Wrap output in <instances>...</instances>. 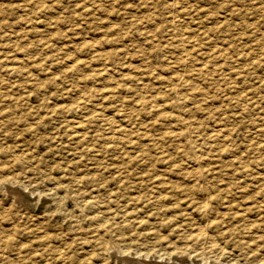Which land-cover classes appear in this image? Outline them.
I'll list each match as a JSON object with an SVG mask.
<instances>
[{"label": "rangeland", "instance_id": "374dc122", "mask_svg": "<svg viewBox=\"0 0 264 264\" xmlns=\"http://www.w3.org/2000/svg\"><path fill=\"white\" fill-rule=\"evenodd\" d=\"M0 64V264H127L125 254L135 259L128 264H203L195 257L202 244L193 247L201 230L219 241L209 264H264V0H0Z\"/></svg>", "mask_w": 264, "mask_h": 264}, {"label": "bare ground", "instance_id": "6f19581e", "mask_svg": "<svg viewBox=\"0 0 264 264\" xmlns=\"http://www.w3.org/2000/svg\"><path fill=\"white\" fill-rule=\"evenodd\" d=\"M175 1H176V0H175ZM235 1H237V0H235ZM250 3H251V2H250ZM250 3H249V4H250ZM250 5H251V4H250ZM170 6H171V5H170ZM172 6H173V4H172ZM172 6H171V7H172ZM184 6H185V5H184ZM180 7H181V6H180ZM188 7L191 8L190 6H188ZM239 7H240V6H239ZM180 9H181V8H180ZM194 9H195V8H194ZM194 9H192V10H194ZM235 10H236V8H235ZM238 10H239V9H238ZM233 11H234V9H233ZM259 11H261V10H259ZM259 11H258V12H259ZM181 14H182V13H181ZM188 14H189V13H188ZM230 14H231V13H230ZM174 17H175V16H174ZM51 24H52V23H51ZM41 44H42V42H41ZM49 44H50V43H49ZM49 44H48V45H49ZM38 45H39V44H38ZM42 45H43V44H42ZM43 47H46V46H43ZM9 55H10V54H9ZM185 55H186V54H185ZM185 55H184V56H185ZM186 56H187V55H186ZM186 56H185V58H186ZM188 58H189V57H188ZM5 59H6V58H5ZM186 60H188V59H186ZM186 60H185V61H186ZM3 61H4V59H3ZM3 61H2V62H3ZM0 65H1V64H0ZM4 65H5V64H4ZM106 67H107V66H106ZM1 68H2V67H1ZM4 68H5V67H4ZM14 68L16 69V67H13L12 70H15ZM107 68H108V67H107ZM5 69H6V68H5ZM101 69H102V68H101ZM8 70L10 71L11 69H8ZM12 70H11V72H12ZM5 71H7V70H5ZM5 71H4V72H5ZM103 71L105 72V71H107V69H106V70H103ZM103 71H101V72H103ZM13 72H15V71H13ZM13 72H12V73H13ZM18 72H19V71H18ZM107 72H109V71H107ZM107 72H106V73H107ZM7 73H8V72H7ZM16 73H17V72H16ZM16 73H15V75H16ZM22 73H23V72H22ZM106 73H105V74H106ZM101 74H103V73H101ZM13 75H14V74H13ZM99 75H100V74H99ZM0 76H1V75H0ZM1 80H2V79L0 78V81H1ZM127 80H128V79H127ZM130 80H131V79H130ZM3 82H4V81H3ZM1 84H2V82H1ZM1 84H0V85H1ZM2 86H3V85H2ZM34 86H35V84H34ZM37 88H38V87H37ZM33 89H34V88H33ZM174 91H175V90H174ZM3 92H5V91H3ZM24 92H25V91H24ZM4 94H5V93H4ZM113 94L116 95L115 93H113ZM114 95H112V97H113ZM0 96H1V94H0ZM3 96H4V95H3ZM244 96H246V95H244ZM15 97H16V96H15ZM25 97H26V96H25ZM114 97H115V96H114ZM114 97H113V98H114ZM5 98H6V97H5ZM23 99H24V98L22 97V100H23ZM134 99H135V98H134ZM245 99H246V98H245ZM0 100H1V97H0ZM19 100H20V99H19ZM83 100H84V99H83ZM88 100H89V98H88ZM1 101H2V103H3V100H1ZM9 101H10V99H9ZM90 101H91V100H90ZM134 101H135V100H134ZM134 101H133V102H134ZM12 102H14V101L12 100ZM22 102L24 103L25 101H22ZM130 102H132V101H130ZM133 102H132V104H133ZM136 102H137V101H136ZM4 103H5V102H4ZM4 103H3V104H4ZM7 103H9V102H7ZM17 103H18L17 105H19V102H17ZM76 103L78 104L79 102H76ZM128 103H129V102H128ZM20 104H21V103H20ZM83 104H84V103H83ZM99 104H100V103H99ZM134 104H135V103H134ZM21 105H22V104H21ZM42 105H43V104H42ZM42 105H41V106H42ZM80 105H81V102H80ZM84 105H85V104H84ZM89 105H90V104H89ZM44 106H48V105L45 104ZM44 106L41 108V110L44 108ZM62 106H63V105H62ZM75 106H78V105L75 104ZM94 106H95V105H94ZM3 107H4V106H3ZM51 107H54V106L51 105ZM71 107L73 108V105L69 106L68 109H70ZM90 107H91V106H90ZM33 108H34V107H33ZM45 108H46V107H45ZM47 108H48V107H47ZM58 108H59V107H58ZM66 108H67V106H66ZM66 108H64V109H65V110H68V109H66ZM72 108H71V109H72ZM74 108H75V107H74ZM84 108H85V106H84ZM94 108L96 109V107H94ZM39 109H40V108H39ZM51 109H52V108H51ZM51 109H50V110H51ZM71 109H70V111H72ZM75 109H76V108H75ZM77 109H78V110H81V109H79V108H77ZM87 109H88V108H86V110H87ZM91 109H92V107H91ZM91 109L89 108L90 111L93 110V112H95L94 109H92V110H91ZM0 110H1V108H0ZM16 110H17L16 113H18V112H19V109H16ZM20 110H21V109H20ZM34 110H35V108H34ZM36 110H37V109H36ZM65 110H63L62 113H63ZM84 110H85V109H84ZM9 111H10V110H9ZM37 111H38V110H37ZM44 111H45V110H44ZM47 111H48V110H47ZM51 111H52V110H51ZM59 111H60V110H59ZM74 111H75V110L73 109V112H74ZM81 111H82V110H81ZM5 112H6V111H5ZM7 112H8V111H7ZM31 112H32V111H31ZM31 112L29 111V113H31ZM42 112H43V111H42ZM73 112H71V113H73ZM76 112H77V111H76ZM98 112H99V111H98ZM20 113H21V112H20ZM43 113H44V112H43ZM43 113H42V114H43ZM46 113H47V112H46ZM55 113H56V111H55ZM57 113H58V112H57ZM60 113H61V111H60ZM77 113H78V112H77ZM79 113H80V112H79ZM87 113H88V112H87ZM89 113H90V112H89ZM2 114H3V112H2ZM4 114H5V113H4ZM31 114H33V112H32ZM40 114H41V113H40ZM48 114L50 115L51 112H50V113L48 112ZM64 114H65V113H64ZM69 114H70V113H69ZM73 114H74V113H73ZM90 114L93 115V113H90ZM94 114H97V115H99V116H100V115L103 116V112H101V114H100V112H99V114H98L97 112H95ZM21 115H23V114L21 113ZM21 115H20V116H21ZM35 115H36V114H35ZM49 115H47V116H49ZM82 115H83V114H82ZM85 115H86V114H85ZM92 115H90V116H92ZM97 115H96V116H97ZM2 116H3V115H1V117H2ZM79 116H80V115H79ZM87 116H88V114H87ZM112 116H113V115H112ZM4 117H5V115H4ZM6 117H8V116H6ZM6 117H5V118H6ZM21 117H24V116H21ZM36 117H39V116H38V113H37ZM71 117H72V116H71ZM75 117H76V116H75ZM100 117H101V116H100ZM106 117H107V116H105V118H106ZM5 118H3V119L5 120ZM43 118H44V117H43ZM81 118H82V117H81ZM88 118H89V116H88ZM88 118H87V119H88ZM109 118H110V117H108V118L105 119L106 122H107V120H108ZM111 118H112V117H111ZM30 119H32V118H30ZM33 119H34V115H33ZM38 119H39V118H38ZM72 119H73V117H72ZM77 119H78V118H77ZM84 119H85V118H84ZM90 119H91V118H90ZM92 119H93V116H92ZM94 119H96V118L94 117ZM94 119H93V120H94ZM101 119H103V118H101ZM101 119H100V121H101ZM4 120H3V121H4ZM25 120H26V119H25ZM34 120H35V119H34ZM70 120H71V119H70ZM78 120H79V119H78ZM81 120H82V119H81ZM81 120H80V123H81ZM93 120H92V121H93ZM97 120H98V119H97ZM97 120H96V121H97ZM105 120H104V121H105ZM112 120H113V118L111 119V122H113ZM262 120H263V119H261V121H262ZM7 121H8V120H7ZM9 121H10V120H9ZM9 121H8V122H9ZM20 121H21V120H20ZM26 121H27V120H26ZM26 121H25V122H26ZM36 121H37V120H36ZM44 121H45V120H44ZM72 121H73V120H72ZM94 121H95V120H94ZM104 121H103V122H104ZM109 121H110V120H109ZM263 121H264V120H263ZM4 122H6V121H4ZM14 122H15V121H14ZM21 122H22V121H21ZM74 122H75V120H74ZM76 122H78V121H76ZM82 122H83V121H82ZM84 122H86V121H84ZM87 122H88V121H87ZM98 122H99V121H98ZM103 122H102V123H103ZM23 123H24V122H23ZM27 123H28V122H27ZM27 123H26V124H27ZM31 123H32V122H31ZM69 123H70V122H69ZM89 123H90V122H89ZM89 123H88V124H89ZM92 123H93V122H92ZM95 123H96V122H95ZM108 123H109V122H108ZM1 124H2V123H1ZM19 124L21 125V123H19ZM28 124H30V123H28ZM42 124H43V123H42ZM81 124H82V123H81ZM86 124H87V123H86ZM103 124H104V123H103ZM106 124H107V123H106ZM115 124H116V123H115ZM115 124H114V126H116ZM7 125H8V124H7ZM32 125H33V124H32ZM44 125H45V124H44ZM73 125H74V124H73ZM110 125H111V124H110ZM117 125H119V128H120L121 125H120V124H117ZM1 126H2V125H1ZM33 126H34V125H33ZM64 126L66 127V124H65ZM71 126H72V125H71ZM105 126H106V125H105ZM261 126H262V124H261ZM24 127H25V126H24ZM60 127H61V126H60ZM81 127H82V126H81ZM88 127H89V125H88ZM117 127H118V126H117ZM70 128H71V127H70ZM76 128H77V127H76ZM78 128H79V127H78ZM82 128H83V127H82ZM106 128H107V127H106ZM121 128H122V127H121ZM67 129H68V128H67ZM85 129H87V128L85 127ZM111 129H112V127H111ZM111 129L108 131V133L111 131ZM116 129H117V128H116ZM17 130H18V128H17ZM70 130H71V129H70ZM73 130H74V127H73ZM113 130H114V129H113ZM120 130H121V129H119V131H120ZM122 130H123V129H122ZM56 131H57V130H56ZM62 131H64V130H62ZM75 131H76V130H75ZM81 131H82V130H81ZM88 131H89V130H88ZM93 131H94V130H93ZM114 131H115V130H114ZM116 131H118V130H116ZM36 132H37V131H36ZM66 132H67V131H66ZM89 132H90V131H89ZM7 133H8V132H7ZM72 133H73V132H72ZM83 133H84V132H83ZM90 133H91V132H90ZM93 133H94V132H93ZM117 133H118V132H117ZM66 134H67V133H66ZM66 134H65V136H66ZM75 134H79L78 131L75 132ZM85 134H86V133H85ZM95 134H96V133H95ZM105 134H106V132H105ZM120 134H121V133H120ZM32 135H33V134H32ZM52 135H53V134H52ZM54 135H55V134H54ZM54 135H53V136H54ZM73 135H74V134H73ZM100 135H101V134H100ZM100 135H99V137L101 138L102 135H101V136H100ZM55 136H57V135H55ZM58 136L60 137V135H58ZM87 136H88V135H87ZM92 136H93V135H92ZM108 136H110V135H108ZM111 136H113V135L111 134ZM24 137H25V136H24ZM51 137H52V136H51ZM59 137H58V138H59ZM68 137H69V136H68ZM73 137H74V136H73ZM82 137H83V136H82ZM85 137H86V136H85ZM103 137L105 138L106 136L104 135ZM103 137H102V138H103ZM117 137H118V136H117ZM117 137H116V138H117ZM1 138H2V137H1ZM7 138H10V137L8 136ZM33 138H34V136H33ZM52 138H53V137H52ZM55 138H56V137H55ZM69 138H70V137H69ZM69 138H68V139H69ZM100 138H99V139H100ZM107 138H108V137H107ZM107 138H105V139H107ZM114 138H115V136H114ZM114 138H113V139H114ZM116 138H115V139H116ZM118 138H119V137H118ZM118 138H117V141H118ZM21 139H22V138H21ZM26 139H27V138H26ZM50 139H51V138H50ZM50 139H49V140H50ZM87 139H89V138H87ZM111 139H112V137H111ZM111 139H110V140H111ZM119 139H122V138L120 137ZM12 140H13V139H12ZM30 140H31V139H30ZM49 140H48V141H49ZM83 140H84V139H83ZM94 140H95V139H94ZM101 140H103V139H101ZM108 140H109V138H108ZM17 141H18V140H17ZM23 141H24V140H23ZM65 141H66V140H65ZM68 141H69V140H68ZM77 141H78V140H77ZM77 141H76V143L80 142V141H78V142H77ZM111 141L113 142V140H111ZM111 141H109V142H111ZM119 141H120V140H119ZM13 142H14V141H13ZM21 142H22V141H21ZM84 142H86V141H84ZM96 142H97V141H96ZM96 142H95V143H96ZM104 142H105V141H104ZM7 143H8V142H7ZM14 143H15V142H14ZM16 143H17V142H16ZM69 143H72V141H71V142L69 141ZM86 143H87V142H86ZM90 143H91V142H90ZM92 143H93V142H92ZM92 143H91V144H92ZM100 143H101V142H100ZM100 143H99V144H100ZM102 143H103V142H102ZM105 143H106V142H105ZM118 143H119V142H118ZM49 144H50V143H49ZM66 144H67V143H66ZM78 144H79V143H78ZM78 144H77V145H78ZM82 144H83V142H82ZM93 144H94V143H93ZM96 144H97V143H96ZM109 144H110V143H109ZM116 144H117V143H116ZM74 145H75V144H74ZM77 145H76V146H77ZM102 145H105V144L103 143ZM107 145H108V142H107ZM61 146H62V145H61ZM79 146H80V145H79ZM82 146H83V145H82ZM84 146H85V144H84ZM84 146H83V148L86 147V146H85V147H84ZM88 146H89V147H88ZM88 146H87L86 148H91V150H92V146H93V149L95 148L94 145H92V146L90 147V144H89V143H88ZM20 147H21V146H20ZM22 147H24V145H23ZM66 147H69V146L66 145ZM71 147H72V146L70 145L69 149H70ZM77 147H78V146H77ZM80 147H81V146H80ZM8 148H10V147H8ZM29 148H30V146H29ZM72 148H73V147H72ZM86 148H85V149H86ZM141 148H142V147H141ZM141 148H140V150H141ZM11 149H12V148H11ZM11 149H10V150H11ZM20 149H21V148H20ZM25 149H26V148H25ZM30 149H31V148H30ZM69 149H68V150H69ZM73 149H74V148H73ZM85 149H84V150H85ZM99 149H101V148L99 147ZM102 149H103V148H102ZM104 149H106V146L104 147ZM17 150H18V148L16 149V151H17ZM21 150H22V149H21ZM74 150H75V149H74ZM79 150H80V149H79ZM86 150H87V149H86ZM95 150H96V149H95ZM109 150H110V149H109ZM143 150H144V149H143ZM2 151H3V148H2ZM8 151H9V150H8ZM22 151H23V150H22ZM93 151H94V150H93ZM96 151H97V150H96ZM104 151H106V150H104ZM144 151H145V150H144ZM192 151H193V150H192ZM19 152H20V151H19ZM23 152H24V151H23ZM73 152H76V150L73 151ZM73 152H72V153H73ZM108 152H109V151H108ZM3 153H4V152H3ZM33 153H34V151H33ZM83 153H85V151H84ZM86 153H87V152H86ZM98 153H99V152H98ZM77 154H78V150H77ZM93 154H95V153H93ZM140 154H141V152H140ZM191 154H192V152H191ZM4 155H5V153H4ZM22 155H23V154H22ZM82 155H83V154H82ZM96 155H98V154H96ZM142 155H144V153H142ZM188 155L190 156V154H188ZM194 155H196V154H194ZM12 156H13V155H12ZM139 156H140V155H139ZM144 156H145V155H144ZM148 156H149V155H148ZM189 156H188V159H189ZM192 156H193V154H192ZM13 157L15 158V156H13ZM16 157H18V156H16ZM27 157H28V156H27ZM79 157H80V156H79ZM146 157H147V156H146ZM150 157H151V156H150ZM186 157H187V156H186ZM186 157H185V158H186ZM1 158H2V157H1ZM3 158H4V157H3ZM135 158H137V157H135ZM141 158H142V156H141ZM156 158H157V157H156ZM185 158H184V159H185ZM242 158H243V157H242ZM33 159H34V158H33ZM36 159H37V158H36ZM80 159H81V158H80ZM96 159H98V157H96ZM142 159H143V158H142ZM142 159H141V160H142ZM148 159H149V158H148ZM151 159H152V158H151ZM159 159H160V158H159ZM182 159H183V158H182ZM233 159H234V158H233ZM25 160H27V159H25ZM34 160H35V159H34ZM134 160H135V159H134ZM137 160H139V159H137ZM143 160H146V159H143ZM143 160H142V161H143ZM155 160H156V159H155ZM155 160H154V162H155ZM195 160H196V159H195ZM200 160H201V157H200ZM203 160H204V159H203ZM203 160H202V162H203ZM242 160H243V159H242ZM261 160H262V159H261ZM31 161H32V160H31ZM40 161H41V160H40ZM73 161H74V160H73ZM130 161H131V158H130ZM170 161H171V160H170ZM172 161H173V160H172ZM180 161H181V160H180ZM190 161H192V158H191ZM206 161H207V159H206ZM236 161H238V160L236 159ZM236 161H235V162H236ZM41 162H42V161H41ZM69 162H70V161H69ZM71 162H72V160H71ZM78 162H81V161H78ZM94 162L96 163L97 160L94 161ZM135 162H136V161H135ZM152 162H153V161H152ZM175 162H176V161H175ZM181 162H183V160H182ZM198 162H201V161H198ZM207 162H208V161H207ZM227 162H228V161H227ZM64 163H65V162H64ZM64 163H63V164H64ZM86 163H87V162H86ZM89 163H91V162H89ZM95 163H94V164H95ZM129 163H130V162H129ZM148 163L150 164V161H149ZM148 163H147V164H148ZM164 163H165V162H164ZM168 163H169V161H168ZM170 163H172V162H170ZM178 163H179V162H178ZM178 163H177V164H178ZM189 163H190V162H189ZM196 163H197V161H196ZM72 164H73V163H72ZM74 164H76V163L74 162ZM94 164H93V165H94ZM96 164H97V163H96ZM139 164H140V163H139ZM141 164H144V163L142 162ZM173 164H175V163H173ZM183 164H185V163H183ZM190 164H191V163H190ZM190 164H188V166H189ZM199 164H201V163H199ZM207 164H208V163H207ZM213 164H214V163H213ZM234 164H235V163H234ZM236 164H237V163H236ZM241 164H242V163H241ZM91 165H92V164H91ZM91 165H90V166H91ZM162 165H163V164H162ZM162 165H161V166H162ZM164 165H165V164H164ZM194 165H195V164H194ZM196 165H197V164H196ZM203 165H204V162H203ZM203 165H202V166H203ZM227 165H228V164H227ZM227 165H226V166H227ZM238 165H239V164H238ZM79 166H80V165H79ZM94 166H96V165H94ZM114 166H115V165H114ZM114 166L112 165L113 168H115ZM124 166H125V165H124ZM135 166H136V165H135ZM135 166H134V167H135ZM137 166H138V165H137ZM140 166H142V165H140ZM146 166H147V165H146ZM161 166H160V167H161ZM171 166H172V165H171ZM184 166H185V165H184ZM197 166H198V165H197ZM200 166H201V165H200ZM200 166H199L198 169L201 170V167H200ZM232 166H233V165H232ZM73 167H75V166H73ZM92 167H93V166H92ZM96 167H97V166H96ZM130 167H131V166H130ZM165 167H166V165H165ZM177 167H178V166H177ZM240 167H243V166H240ZM240 167H239V168H240ZM245 167H246V165H245ZM251 167H252V166H251ZM55 168H56V167H55ZM55 168H53V169H55ZM58 168H59V165H58ZM66 168H67V167H66ZM82 168H83V167H82ZM98 168H99V167H98ZM102 168H103V167H102ZM108 168H109V166H108ZM147 168H149V167H147ZM185 168H186V167H185ZM191 168H192V166H191ZM191 168H190V169H191ZM195 168H196V167H195ZM195 168H194V169H195ZM218 168H219V167H218ZM239 168H238V169H239ZM243 168H244V167H243ZM46 169H48V168L46 167ZM46 169H45V171H46ZM74 169H75V168H74ZM88 169H92V168L88 167ZM93 169H94V168H93ZM96 169H97V168H96ZM164 169H165V168H164ZM175 169H176V167H175ZM177 169L180 170L181 168H177ZM187 169H189V168L187 167ZM202 169H203V168H202ZM232 169L234 170V167H233ZM97 170H99V169H97ZM170 170H171V169H170ZM173 170H174V169H173ZM211 170H212V169H211ZM248 170H249V169H248ZM64 171H65V170H64ZM66 171H67V170H66ZM117 171H119V170L117 169ZM120 171L122 172L123 170H120ZM126 171H127V170H126ZM132 171H133V170H132ZM134 171H135V170H134ZM134 171H133V173H134ZM136 171H137V172H140L139 169L136 170ZM136 171H135V173H136ZM150 171H152V170H150ZM150 171H149V172H150ZM161 171H163V170H161ZM165 171H168V170H165ZM189 171H190V170H189ZM229 171H231V170H229ZM251 171H252V168H251ZM262 171H263V170H262ZM81 172H82V171H81ZM81 172H80V173H81ZM169 172H170V171H169ZM171 172H173V171H171ZM177 172H178V171H177ZM177 172H176V173H177ZM187 172H188V171H187ZM231 172H233V171H231ZM231 172H229V174H230ZM235 172H236V171H235ZM245 172H247V171L245 170ZM61 173H62V172H61ZM70 173H71V171H70ZM130 173H131V171H130ZM135 173H134L132 176H135ZM164 173H165V172H164ZM176 173L174 172L173 176H174ZM178 173H179V172H178ZM181 173H182V172H181ZM184 173L186 174V172H184ZM194 173H195V172H194ZM197 173H199V172H197ZM200 173H201V171H200ZM225 173H226V172H225ZM243 173H244V172H243ZM74 174H75V173H74ZM101 174H102V173H101ZM116 174H117V173H116ZM126 174H127V173H126ZM126 174H124V175H126ZM139 174H140V173H139ZM158 174H160V173H158ZM165 174H166V173H165ZM165 174H164V175H165ZM171 174H172V173H171ZM204 174H205V173H204ZM214 174H215V173H214ZM214 174H213V175H214ZM71 175H72V174H71ZM76 175H77V174H76ZM84 175H85V174H84ZM94 175H95V174H94ZM130 175H131V174H130ZM143 175H144V173H143ZM149 175H152V174L150 173ZM155 175H156V174H155ZM166 175H168V174H166ZM178 175H181V174H178ZM178 175H176V176L178 177ZM196 175H197V174H196ZM198 175H199V174H198ZM201 175H202V174H201ZM252 175H253V174H252ZM66 176H67V175H66ZM69 176H70V175H69ZM85 176H86V175H85ZM87 176H88V175H87ZM96 176H97V175H95V177H96ZM101 176H102V175H101ZM117 176H119V175H117ZM132 176H131V177H132ZM156 176H157V175H156ZM162 176H163V175H162ZM173 176H172V177H173ZM181 176H184V177H185V175H181ZM187 176H188V175H187ZM187 176H186V177H187ZM189 176H190V175H189ZM193 176H194V175H193ZM193 176H192V177H193ZM242 176H243V175H242ZM39 177H40V176H39ZM62 177H63V174H62ZM75 177H76V176H75ZM77 177H79V176H77ZM77 177H76V178H77ZM82 177H83V176H82ZM92 177H93V176H92ZM122 177H123V176H122ZM125 177H126V176H125ZM125 177H124V178H125ZM136 177H137V174H136ZM142 177H144V176H142ZM174 177H175V176H174ZM177 177H176V178H177ZM190 177H191V176H190ZM190 177H188V178H190ZM197 177H201V178H202V176H197ZM245 177H246V176H245ZM247 177H249V175H248ZM247 177H246V178H247ZM88 178H89V176L87 177V179H88ZM116 178H117V177H116ZM159 178H160V176H158V179L156 178L157 180H155V181H158ZM163 178H164V177H163ZM204 178H205V177H204ZM219 178H220V177H219ZM242 178H243V177H242ZM61 179H62V178H61ZM78 179H80V178H78ZM90 179H91V178H90ZM118 179H119V178H118ZM118 179H117V181H118ZM133 179H135V178H133ZM149 179H150V178H149ZM152 179H154L153 176H152ZM181 179H182V178H181ZM181 179H180V180H181ZM190 179H191V178H190ZM190 179H189V180H190ZM199 179H200V178H199ZM225 179H226V178H225ZM71 180H72V179H71ZM84 180H85V179H84ZM94 180H95V178H94ZM113 180H114V179H113ZM130 180H131V179H130ZM136 180H137V179H136ZM161 180H162V178H161ZM161 180H160V181H161ZM163 180H164V179H163ZM165 180H166V183H168L169 180L166 179V177H165ZM167 180H168V181H167ZM170 180H172V178H170ZM174 180H176V179H173V181H174ZM187 180H188V179H187ZM189 180H188V181H189ZM192 180H194V179H192ZM200 180H201V179H200ZM202 180H204V179H202ZM41 181H42V180H41ZM74 181H76V180H74ZM90 181H91V180H90ZM121 181H122V180H120L119 182H121ZM131 181H132V180H131ZM134 181H135V180H134ZM142 181H143V180H142ZM144 181H148V180H144ZM195 181H196V179H195ZM195 181H194V183H195ZM204 181H205V180H204ZM213 181H214V180H213ZM253 181H254V180H253ZM77 182H78V181H77ZM85 182H86L87 185H89V184L87 183L86 180H85ZM139 182H141V181H139ZM139 182L137 181V183H139ZM164 182H165V181H163V183H164ZM170 182H171V181H170ZM174 182H175V181H174ZM177 182H178V181L176 180V183H177ZM182 182H184V180H183ZM190 182H191V180H190ZM199 182H200V181H199ZM201 182H202V181H201ZM201 182H200V184H202ZM214 182H215V181H214ZM237 182H238V181H237ZM247 182H248V181H247ZM44 183H45V182H44ZM47 183H48V181H47ZM73 183H74V182H73ZM80 183H81V182H80ZM89 183H90V182H89ZM92 183H93V182H92ZM92 183H91V184H92ZM132 183H133V181H132ZM143 183H144V182H143ZM150 183H151V184H150ZM150 183H149L150 186H152V182H150ZM158 183H159V181L157 182V184H158ZM166 183H165V184H166ZM192 183H193V181H192ZM261 183H262V182H261ZM261 183L259 182L260 185H261ZM50 184H51V183H50ZM53 184H54V183H53ZM53 184H51V185H53ZM70 184H71V183H70ZM75 184H76V183H75ZM81 184H82V183H81ZM81 184H80V185H81ZM98 184H99V183H98ZM141 184H142V182L140 183V186H141ZM145 184H146V185H145ZM145 184H144L145 187L149 186L146 182H145ZM157 184H155V187H156ZM160 184H162V182H161ZM171 184L173 185L174 183L171 182ZM182 184H183V183H181V185L179 184V186L181 187ZM184 184H185V183H184ZM243 184H244V183H243ZM251 184H252V183H251ZM255 184H256V183H255ZM46 185H47V184H46ZM51 185H50V186H51ZM57 185H58V184H57ZM60 185H61V184H60ZM99 185H100V184H99ZM117 185H118V183H117ZM122 185H123V184H122ZM131 185H133V184H131ZM169 185H170V183H169ZM224 185H225V183H224ZM238 185H239V184H238ZM260 185H259V186H260ZM81 186H82V185H81ZM83 186H84V185H83ZM95 186H97V184H96ZM113 186H114V185H113ZM119 186H120V185H119ZM163 186H164V185H163ZM173 186H174V185H173ZM176 186H177V188H178V184H177ZM193 186H194V185H193ZM197 186H198V185H197ZM202 186H203V185H202ZM239 186H240V185H239ZM245 186H246V185H245ZM7 187H8V186H7ZM11 187H12V186H11ZM46 187H48V186H46ZM74 187H75V186H74ZM86 187H87V186H86ZM123 187H125V186H123ZM123 187L120 188V189H123ZM133 187H134V185H133ZM157 187H159V186L157 185ZM165 187H166V186H165ZM165 187H163V189H164ZM168 187H171V186H168ZM199 187H200V186H199ZM236 187H237V186H236ZM253 187H254V186L252 185V188H253ZM256 187H258V185H257ZM261 187H262V186H261ZM43 188H44V187H43ZM65 188H66V187H65ZM89 188H90V187H89ZM91 188H92V187H91ZM91 188H90V189H91ZM96 188H97V187H96ZM96 188H95V189H96ZM113 188H114V187H113ZM135 188H137V187H135ZM135 188H134V189H135ZM148 188H149V187H148ZM190 188H191V187H190ZM232 188H234V187H232ZM239 188H240V187H239ZM63 189H64V188H63ZM71 189H72V188H71ZM114 189H115V188H114ZM130 189H131V188H130ZM140 189H141V188H140ZM142 189H145V188L142 187ZM150 189H151V188H150ZM166 189H167V188H166ZM168 189H169V188H168ZM172 189H174V188H172ZM172 189H171V191H172ZM203 189H204V188H203ZM215 189H216V188H215ZM248 189H251V187H248ZM13 190H14V189H13ZM64 190H65V189H64ZM92 190H93V189H92ZM115 190H117V189H115ZM132 190H133V189H132ZM135 190H137V189H135ZM146 190H147V188H146ZM155 190H156V188H155ZM161 190H162V188H161ZM196 190H197V189H196ZM246 190H247V189H246ZM6 191H7V190H6ZM70 191H71V190H70ZM76 191H77V190H76ZM142 191H143V190H142ZM153 191H154V189H153ZM159 191H160V190H159ZM234 191H235V189H234ZM236 191H237V188H236ZM43 192H44V191H43ZM57 192H58V191H57ZM62 192H63V191H62ZM67 192L69 193V191H67ZM92 192H93V191H92ZM92 192H91L90 195H93ZM108 192H109V191H108ZM108 192H107V193H108ZM132 192H134V191H132ZM132 192H131V193H132ZM148 192H149V191H148ZM166 192H169V191H166ZM177 192H178V191H177ZM181 192H182V191H181ZM191 192H192V191H191ZM230 192H231V190H230ZM247 192H248V191H247ZM249 192H252V190H250ZM51 193H52V192H51ZM63 193H64V192H63ZM70 193H71V192H70ZM80 193H81V192H80ZM119 193H120V192H119ZM127 193H128V192H127ZM136 193H137V195H138L139 191H138V192L136 191ZM144 193H146V192H144ZM157 193H159V192H157ZM175 193H176V192H175ZM178 193H180V191H179ZM187 193H188V190H187ZM187 193H186V194H187ZM189 193H190V191H189ZM189 193H188V194H189ZM201 193H203V192H201ZM227 193H228V192H227ZM244 193H245V192H244ZM244 193L242 192V194H244ZM260 193H261V192H260ZM48 194H49V193H48ZM56 194H57V193H56ZM102 194H103V193H102ZM113 194H114V193H113ZM113 194H112V195H113ZM139 194H140V193H139ZM159 194L162 195V193H159ZM170 194H171V193H170ZM170 194H169V195H166V193H165L166 196H169V197L171 198V195H170ZM230 194H233V193L231 192ZM262 194H263V193H262ZM45 195H46V194H45ZM45 195H44V196H45ZM54 195H55V194H54ZM69 195H70V194H69ZM75 195H76V194H75ZM78 195H79V194H78ZM90 195L88 194V196H90ZM105 195H106V193L104 194V197H105ZM110 195H111V194H110ZM115 195H116V194H115ZM128 195H129V193H128ZM133 195H134V194H133ZM135 195H136V194H135ZM141 195H142V194H141ZM141 195H140V196H141ZM144 195H145V194H144ZM146 195H147V194H146ZM148 195L150 196V194H148ZM161 195H159V197H160ZM165 195L162 196V197L166 198ZM172 195H173V194H172ZM177 195H179V194H177ZM180 195H181V194H180ZM190 195H191V193H190ZM197 195H198V194H197ZM204 195H205V194H204ZM206 195H207V194H206ZM223 195H224V194H223ZM258 195H259V194H258ZM59 196H60V195H59ZM65 196H66V195H65ZM98 196H99V195H98ZM98 196H97V197H98ZM113 196H114V195H113ZM122 196H123V195H122ZM131 196H132V195H131ZM152 196H153V194H152ZM157 196H158V195H157ZM157 196H156V198H157ZM225 196H227V195H225ZM259 196H260V195H259ZM60 197H61V196H60ZM67 197H68V196H67ZM80 197H83V195H81ZM85 197H86V196H85ZM93 197H95V196H93ZM133 197H135V196H132V198H133ZM144 197H145V196H144ZM146 197L148 198V199L146 198L147 201H150V200H149L150 198H149L148 196H146ZM172 197H173V196H172ZM175 197H176V196H175ZM195 197H197V196H195ZM231 197H232V196H231ZM72 198H74V196H73ZM83 198H84V197H83ZM87 198H88V197H87ZM90 198H91V197H90ZM95 198H96V197H95ZM126 198H127V197H126ZM129 198H130V196H129ZM129 198H128V199H129ZM137 198H138V197H137ZM137 198H136V200H137ZM164 198H163V199H164ZM213 198H215V200H216V197H213ZM213 198H212V199H213ZM261 198H262V197H261ZM58 199H60V198L58 197L57 200H58ZM75 199H76V197H75ZM80 199H81V198H80ZM91 199H93V198H91ZM99 199H101V198H99ZM107 199H108V197H107V198L105 197L104 202H105ZM115 199H116V198H115ZM120 199H121V197H120ZM139 199H140V201H141L142 198L139 197ZM157 199H158V198H157ZM172 199H173V198H172ZM180 199H182V198H180ZM204 199H205V198L203 197V200H204ZM256 199H257V198H256ZM66 200H67V199H66ZM78 200H79V199H78ZM84 200H85V199H84ZM111 200H112V198H111ZM118 200H119V199H118ZM118 200H117V201H118ZM126 200H127V199H126ZM131 200H132V199H131ZM133 200H134V199H133ZM144 200H145V199H144ZM206 200H207V198H206ZM215 200H214V201H215ZM224 200H226V198H224ZM262 200H263V198H262ZM73 201H74V200H73ZM79 201H83V199H82V200H79ZM92 201H93V200H92ZM101 201H102V199H101ZM119 201H120V200H119ZM123 201H125V200H123ZM123 201H122V202H123ZM128 201H129V200H128ZM147 201H146V202H147ZM153 201H155V197H154V200H153ZM156 201H157V200H156ZM160 201H161V200H160ZM171 201H174V199L171 200ZM195 201H196V199H195ZM199 201H200V200H199ZM216 201H217V200H216ZM51 202H52V201H51ZM65 202H66V201H65ZM75 202H76V201H75ZM75 202H74V203H75ZM83 202H84V201H83ZM97 202H98V201H97ZM97 202H96V205H99L100 203H97ZM102 202H103V201H102ZM126 202H127V201H126ZM144 202H145V201H144ZM151 202H152V200H151ZM157 202H158V201H157ZM157 202H156V203H157ZM165 202H166V201H165ZM165 202H164V204H165ZM182 202H184V201H182ZM188 202H189V201H188ZM226 202H227V200H226ZM86 203H87V202H86ZM86 203H85V204H86ZM106 203H107V202H106ZM112 203L115 204L114 200L112 201ZM116 203H117V202H116ZM128 203H129V202H128ZM136 203H137V202H136ZM141 203H142V202H141ZM153 203H154V202H153ZM180 203H181V202H180ZM202 203H203V201H202ZM212 203H213V202H212ZM214 203H215V202H214ZM214 203H213V205H214ZM259 203H260V202H259ZM77 204H78V202H77ZM79 204H81V203L79 202ZM83 204H84V203H83ZM88 204H89V203H88ZM93 204H94V203H93ZM121 204H122V203H121ZM138 204H139V202H138ZM147 204H150V205H151V203H147ZM158 204H159V202H158ZM168 204H170V203H168ZM182 204H183V203H182ZM186 204H187V203H186ZM194 204H195V203H194ZM199 204H201V203H199ZM228 204H229V203H228ZM252 204H253V203H252ZM63 205H64V204H63ZM73 205H74V204H73ZM90 205L92 206V204H90ZM94 205H95V204H94ZM101 205H102V204H101ZM105 205H106V204H105ZM110 205H112V204H110ZM118 205H120V204H118ZM123 205H125V204H123ZM130 205H131V204H130ZM132 205H133V204H132ZM150 205H149V206H150ZM153 205H154V204H153ZM153 205H151V206L154 207ZM178 205H179V203H178ZM180 205H181V204H180ZM216 205H217V204H216ZM219 205H220V204H219ZM263 205H264V204H263ZM81 206H82V205H81ZM102 206H103V205H102ZM107 206H109V205L107 204ZM145 206H146V204H145ZM147 206H148V205H147ZM147 206H146V207H147ZM228 206H229V205H228ZM236 206H237V205H236ZM245 206H246V205H245ZM247 206H248V205H247ZM60 207H61V206H60ZM99 207H100V206H99ZM112 207H113V206H112ZM114 207H115V206H114ZM119 207H120V206H119ZM121 207H122V205H121ZM140 207H141V206H140ZM156 207H157V206H156ZM158 207H159V206H158ZM168 207H169V206H168ZM177 207L179 208V206H177ZM180 207H181V206H180ZM209 207H210V206H209ZM216 207H217V206H216ZM220 207H222V206L220 205ZM233 207H234V206H233ZM254 207H255V206H254ZM261 207H262V206H261ZM87 208H88V207H87ZM103 208H105V207L103 206ZM109 208L111 209V207H109ZM123 208H124V206H123ZM126 208H127V207H126ZM136 208H137V207H136ZM147 208H148V207H147ZM170 208H171V206L169 207V209H170ZM178 208H176V209H178ZM187 208H188V207H187ZM192 208H193V207H192ZM192 208H191V209H192ZM201 208H202V210H204V212H205V210H206V208H207V206H206V201H204V204L201 205ZM228 208H229V207H228ZM248 208H249V207H248ZM263 208H264V206H263ZM263 208H262V210H263ZM83 209H84V208H83ZM93 209H95V207H94ZM100 209H101V208H100ZM127 209H128V208H127ZM173 209H174V208H173ZM211 209H212V207H211ZM221 209H222V208H221ZM249 209H252V208H249ZM65 210H66V209H65ZM79 210L81 211L80 208H79ZM79 210H78V211H79ZM87 210H88V209H86V211H87ZM106 210H107V209H106ZM111 210H112V209H111ZM123 210H124V209H123ZM131 210H132V208H131ZM143 210H144V209H143ZM147 210H149V209H147ZM155 210H156V209H155ZM167 210H168V208H167ZM183 210H184V209H183ZM186 210H187V209H186ZM218 210H219V209H218ZM240 210H241V209H240ZM262 210H260V211H262ZM89 211H90V210H89ZM96 211H97V210H96ZM125 211H126V210H125ZM128 211H129V210H128ZM145 211H146V210H145ZM157 211H158V210H157ZM163 211H164V210H162V212H163ZM170 211H172V209H171ZM181 211H182V210H181ZM210 211H211V210H210ZM213 211H215V210H213ZM228 211H229V210H228ZM228 211H227L226 213H228ZM233 211H235V210H233ZM251 211H253V210H251ZM251 211H250V212H247V213H250V214H251ZM92 212H93V211H92ZM116 212H118V211H116ZM120 212H121V211H120ZM126 212H127V211H126ZM143 212H144V211H143ZM154 212H155V211H154ZM154 212H153V213H154ZM167 212H169V211H167ZM177 212H178V211H177ZM201 212H202V211H200V213H201ZM216 212H217V211H216ZM222 212H223V211H222ZM256 212H257V211H256ZM262 212H263V211H262ZM59 213H60V212H59ZM80 213H81V212H80ZM90 213H91V212H90ZM100 213H101V212H100ZM109 213H110V212H109ZM118 213H119V212H118ZM121 213H122V212H121ZM121 213H120V214H121ZM124 213H125V212H124ZM165 213H166V212H165ZM213 213H215V212H213ZM218 213H219V212H218ZM252 213H253V212H252ZM68 214H69V213H68ZM68 214H67V215H68ZM74 214H75V213H74ZM92 214H94V213H92ZM113 214H114V213H113ZM116 214H117V213H116ZM131 214H132V213H131ZM142 214H143V213H142ZM145 214H146V213H145ZM220 214H222V213H220ZM220 214H218V216H219ZM254 214H255V213H254ZM258 214H259V213H258ZM261 214H262V213H260V215H261ZM90 215H91V214H90ZM95 215H96V217H99V216H100V215L97 216V214H95ZM109 215H110V214H109ZM111 215H112V214H111ZM121 215H122V214H121ZM129 215H130V214H128L127 216H129ZM136 215H137V214H136ZM136 215H135V216H136ZM200 215H201V214H200ZM200 215H199V216H200ZM213 215H214V214H213ZM227 215H229V214H227ZM227 215H226V216H227ZM83 216H84V215H83ZM135 216H134V217H135ZM142 216H143V215H142ZM151 216H153V215H151ZM182 216H183V215H182ZM182 216H181V217H182ZM184 216H185V215H184ZM184 216H183V217H184ZM201 216H203V215H201ZM208 216H210V214H209ZM218 216H217V217H218ZM244 216H245V215H244ZM255 216H256V218L259 217V215H258V217H257V215H255ZM53 217H54V215H53ZM121 217H122V216H121ZM129 217H131V216H129ZM129 217H128V218H129ZM136 217H137V216H136ZM139 217H140V216H139ZM143 217H144V216H143ZM154 217H155V215H154ZM154 217H151V218H154ZM211 217H212V216H211ZM229 217H230V216H229ZM235 217H236V216H235ZM262 217H263V215H262ZM80 218H81V217H80ZM80 218H79V219H80ZM91 218H92L91 221L94 220V219H93L94 217H91ZM104 218H105V217H104ZM118 218H119V217H118ZM128 218H127V219H128ZM137 218H138V217H137ZM144 218H145V217H144ZM189 218H190V217H189ZM205 218H206V217H205ZM226 218H227V217H226ZM231 218H232V217H231ZM247 218H248V217H247ZM252 218H253V217H252ZM97 219H98V218H97ZM113 219H114V218H113ZM116 219H117V218H116ZM147 219H148V218H147ZM170 219H171V218H170ZM170 219H169V220H170ZM218 219H220V218H218ZM239 219H240V218H239ZM258 219H259V218H258ZM258 219H257V220H258ZM260 219H261V217H260ZM80 220H81V219H80ZM99 220H100V219H99ZM122 220H123V219H122ZM131 220L133 221L132 217H131ZM139 220H140V219H139ZM150 220H152V219H150ZM171 220L173 221V218H172ZM190 220H191V218H190ZM194 220H195V219H194ZM206 220H207V218H206ZM210 220H212V219H210ZM210 220H209V221H210ZM215 220H216V219H215ZM227 220H228V219H227ZM230 220H231V219H230ZM76 221H77V220H76ZM96 221H97V220H96ZM96 221H95V223H96ZM118 221H119V220H118ZM120 221H121V220H120ZM126 221H127V220H126ZM126 221H125V222H126ZM154 221H156V220H154ZM187 221H188V220H187ZM192 221H193V220H192ZM224 221H225V220H224ZM235 221H236V220H235ZM252 221H253V220H252ZM252 221H250V222H252ZM78 222H79V221H78ZM78 222H77V223H78ZM99 222H100V221H99ZM99 222H98V224H99ZM140 222H141V221H140ZM148 222H149V221H148ZM152 222H153V221H152ZM163 222H164V221H163ZM188 222H189V221H188ZM194 222H195V221H194ZM220 222H222V221L220 220ZM231 222H233V220H232ZM237 222H238V221H237ZM248 222H249V221H248ZM39 223H40V222H39ZM75 223H76V222H75ZM90 223H91V222H90ZM132 223H133V222H132ZM137 223H138V222H137ZM142 223H143V222H142ZM161 223H162V221H161ZM184 223H185V222H184ZM198 223H199V222H198ZM205 223H206V222H205ZM205 223H204V224H205ZM226 223H227V221L225 222V224H226ZM0 224H1V223H0ZM72 224L74 225V223H72ZM91 224H92V223H91ZM93 224H94V223H93ZM98 224H96V225H98ZM100 224H101V223H100ZM117 224H118V223H117ZM121 224H122V221H121ZM128 224H129V223H128ZM172 224H174V223H172ZM186 224H187V222H186ZM207 224H208V223H207ZM213 224H214V223H213ZM234 224H235V223H234ZM101 225H102V224H101ZM101 225H100V226H101ZM105 225H106V224H105ZM125 225H126V224H125ZM132 225H133V224H132ZM138 225L140 226L141 224H138ZM177 225H178V224H177ZM182 225H183V224H182ZM188 225H189V224H188ZM194 225H197V224H194ZM201 225H202V224H201ZM215 225H216V224H214V226H215ZM217 225H218V224H217ZM230 225H231V224H230ZM237 225H238V224H237ZM263 225H264V224H263ZM0 226H1V225H0ZM79 226H80V225H79ZM79 226H78V227H79ZM81 226H82V225H81ZM133 226H134V225H133ZM145 226H146V225H145ZM148 226H149V225H148ZM155 226H157V225H155ZM162 226H163V225H162ZM223 226H224V225H223ZM226 226H227V225H226ZM33 227H34V225H33ZM82 227H83V226H82ZM101 227H102V226H101ZM107 227H108V226H107ZM125 227H126V226H125ZM134 227H135V226H134ZM180 227H182V226H180ZM186 227H189V226L186 225ZM217 227L219 228V226H217ZM239 227H240V225H239ZM103 228H104V227H103ZM127 228H128V227H127ZM132 228H133V227H132ZM157 228H158V227H157ZM161 228H162V227H161ZM192 228H193V227H192ZM199 228H200V227L198 226V229H199ZM223 228H224V227H223ZM225 228H226V227H225ZM0 229H2V228L0 227ZM29 229H30V228H29ZM43 229L45 230V228H43ZM72 229H74V227H73ZM77 229H78V228H77ZM79 229H80V227H79ZM82 229H83V228H82ZM116 229L119 230V228H116ZM154 229H155V228H154ZM175 229H176L175 231H177V226L175 227ZM179 229H180V228H179ZM181 229H182V228H181ZM194 229H195V228H194ZM194 229H193V231H194ZM203 229H204V228H203ZM207 229H208V228H207ZM211 229H212V228H211ZM247 229H248V228H246V231H247ZM92 230H93V229H92ZM101 230H102V229H101ZM113 230H114V229H113ZM118 230H117V231H118ZM199 230H200V229H199ZM208 230H209V229H208ZM213 230H215V229H213ZM236 230H237V228H236ZM236 230H235V228H234V231H236ZM250 230H251V229H250ZM254 230H255V229H254ZM1 231H3V230H1ZM45 231H46V230H45ZM47 231H48V230H47ZM95 231H96V230H95ZM95 231H93V232H95ZM102 231H104V230H102ZM102 231H101V232H102ZM114 231H115V230H114ZM179 231H180V230H179ZM186 231H187V230H186ZM186 231H184L185 234L188 233V232H186ZM195 231H196V230H195ZM204 231H205V230H204ZM210 231H211V230H210ZM221 231H222V227H221ZM230 231H231V230H230ZM259 231H260V230H259ZM4 232H5V231H4ZM43 232H44V231H43ZM91 232H92V231H91ZM99 232H100V231H99ZM104 232H105V231H104ZM182 232H183V230H182ZM191 232H192V231H191ZM215 232H216V231H215ZM217 232H218V231H217ZM217 232H216V233H217ZM249 232H250V231H249ZM249 232H247V233L249 234ZM252 232H256V231H253V230H252ZM0 233H1V232H0ZM36 233H38V232H36ZM44 233H45V232H44ZM47 233H48V232H47ZM95 233H97V232H95ZM106 233H107V232H106ZM192 233H193V232H192ZM234 233H235V232H234ZM242 233H244V232H242ZM245 233H246V232H245ZM245 233H244V235H245ZM247 233H246V234H247ZM258 233H260V232H258ZM31 234H32V233H31ZM42 234H43V233H42ZM49 234H50V233H49ZM101 234H102V233H101ZM181 234H182V233H181ZM194 234H195V233H194ZM208 234H209V233H208ZM211 234H212V233H211ZM217 234H218V233H217ZM229 234H230V233H229ZM236 234H238V233L236 232ZM251 234H252V233H251ZM253 234H254V233H253ZM260 234H261V233H260ZM36 235H37V234H36ZM43 235H44V234H43ZM75 235H76V234H75ZM75 235H73V237H74ZM88 235H89V234H88ZM152 235H155V234H152ZM188 235H189V234H188ZM215 235H216V234H215ZM233 235H234V234H233ZM249 235H250V234H249ZM60 236H61V235H60ZM66 236H68V235L66 234ZM99 236H100V235H99ZM157 236H159V235H157ZM178 236H179V235H178ZM192 236H193V234H192ZM194 236H195V238L193 239V240H194V242H193V243H194L193 247L196 248L197 245H199V244H202V246H203V247L201 248L200 252H197V254L195 255V257L198 258V257L201 256V257H203V259H204V263H203V264H209V262H208V255H209V257H210L211 254L214 253V251L218 252V249H217L218 246L215 247V245L213 244V241H214V240H213L214 235H213V238L210 239V238H208V236H206V235L204 234V232L201 230L200 232H198V234H196V235H194ZM217 236H218V235H217ZM250 236H251V235H250ZM39 237H40V235H39ZM39 237H38V238H39ZM63 237H64V236H63ZM70 237H71V236H70ZM70 237H69V238H70ZM75 237H76V236H75ZM94 237H95V236L93 235V238H94ZM97 237H98V236H97ZM97 237H96V238H97ZM148 237H151V235H149ZM181 237H182V236H181ZM220 237L222 238V236H220ZM223 237H226V236H223ZM230 237H231V236H230ZM238 237H239V236H238ZM246 237H247V236H246ZM41 238H43V237H41ZM44 238H45V237H44ZM61 238H62V237H61ZM71 238H72V237H71ZM88 238H89V237H88ZM90 238H91V237H90ZM152 238H153V236H152ZM178 238H180V237H178ZM178 238H177V239H178ZM183 238H184V237H182V238H180V239H183ZM185 238H186V237H185ZM239 238H240V237H239ZM253 238H254V237H253ZM260 238H261V237H260ZM0 239H1V238H0ZM45 239H46V238H45ZM53 239H54V238H53ZM76 239H77V238H76ZM235 239H236V238H235ZM2 240H4V238H3ZM65 240H66V239H65ZM88 240H90V239H88ZM97 240H98V239H97ZM222 240H223V239H222ZM230 240H231V239H230ZM237 240H239V239H237ZM60 241H61V240H60ZM189 241H190V240H189ZM233 241H234V240H233ZM246 241H247V240H246ZM258 241H259V240H258ZM2 242H3V241H2ZM169 242H171V241H169ZM169 242H168V243H169ZM200 242H201V243H200ZM214 242H215V241H214ZM218 242H219V241H217V243H218ZM263 242H264V241H263ZM10 243H11V242H10ZM10 243H9V244H10ZM46 243H48V241H47ZM61 243H62V242H61ZM61 243H60V245H62ZM70 243H71V242H69V244H70ZM85 243H86V242H85ZM203 243H204V244H203ZM215 243H216V242H215ZM217 243H216V244H217ZM233 243H234V242H233ZM260 243H262V242H260ZM11 244H12V243H11ZM54 244H55V241H54ZM69 244H68V245H69ZM92 244H93V243H91V245H92ZM112 244H113V243H112ZM179 244H182V243L179 242ZM231 244H232V243H231ZM243 244H245V243H243ZM252 244H254V242H253ZM0 245H1V242H0ZM18 245H19V244H18ZM18 245H17V246H18ZM55 245H56V244H55ZM86 245H88V244H86ZM97 245H98V244H97ZM99 245H100V244H99ZM171 245H172V244H171ZM219 245H220V244H219ZM221 245H222V244H221ZM250 245H251V244H250ZM255 245L257 246V244H255ZM69 246H70V245H69ZM69 246H68V248H69ZM138 246H139V245H138ZM243 246H244V245H243ZM243 246H242V247H243ZM258 246H259V245H258ZM7 247H8V246H7ZM44 247H45V246H44ZM61 247L63 248V246H61ZM110 247H111V245H110ZM112 247H114V246H112ZM161 247H162V246H161ZM193 247H192V249H193ZM239 247H240V246H239ZM244 247H245V246H244ZM249 247H250V246H249ZM18 248H19V246H18ZM53 248H54V247H53ZM53 248H52V249H53ZM68 248H67V250H68ZM89 248H90V247H89ZM92 248H93V247H92ZM100 248H102V247H100ZM107 248H108V247H107ZM107 248H106V249H107ZM115 248H116V247H115ZM138 248H139V247H138ZM141 248H142V247H141ZM151 248H152V247H151ZM151 248H150V249H151ZM177 248H178V247H177ZM185 248H186V247H185ZM199 248H200V247H198V250H197V251H199ZM245 248H246V247H245ZM255 248H256V247H255ZM8 249H9V248H7V250H8ZM11 249H12V248H11ZM11 249H10V250H11ZM83 249H84V248H83ZM171 249H172V248H171ZM189 249H190V247H189L188 249H185V250L183 249L184 251L180 253L179 257H180L181 255H184V254H186V255H190V250H189ZM192 249H191V250H192ZM10 250H9V251H10ZM22 250H24V248H23ZM54 250H55V249H54ZM62 250H63V249H62ZM62 250H61V251H62ZM65 250H66V248H65ZM100 250H101V249H100ZM100 250H99V251H100ZM102 250H103V249H102ZM110 250H111V249H110ZM145 250H146V249H145ZM158 250H159V249H158ZM165 250H166V247H165ZM175 250H176V249H175ZM194 250H195V249H194ZM237 250H239V248H237ZM246 250H247V248H246ZM12 251H13V249H12ZM46 251H47V249H46ZM63 251H64V250H63ZM89 251H90V250H89ZM96 251H97V250H96ZM108 251H109V250H108ZM137 251H138V250H137ZM232 251H233V250H232ZM261 251H262V250H261ZM40 252H41V251H40ZM54 252H55V251H54ZM100 252H101V251H100ZM129 252H130V251H129ZM173 252H174V251H173ZM192 252H193V251H192ZM192 252H191V254H192ZM194 252H195V251H194ZM230 252H231V251H230ZM248 252H250V251L248 250ZM0 253H1V252H0ZM21 253H23V252H21ZM55 253H56V252H55ZM97 253H98V251H97ZM106 253H107V252H106ZM122 253H123V252H122ZM210 253H211V254H210ZM259 253H261V252H259ZM2 254H3V253H2ZM9 254H10V253H9ZM14 254H15V253H14ZM45 254H46V253H45ZM119 254H121V253H119ZM155 254H157V253H155ZM160 254H161V253H160ZM175 254H176V253H175ZM218 254H219V253H218ZM220 254H221V253H220ZM228 254H229V253H228ZM231 254H232V253H231ZM243 254H244V251H243ZM51 255H52V254H51ZM57 255H58V254H57ZM107 255H108V254H107ZM111 255H112V254H111ZM245 255H246V254H245ZM16 256H17V255H16ZM19 256H20V255H19ZM43 256L45 257V255H43ZM47 256H48V255H47ZM52 256H53V255H52ZM60 256L62 257V255H60ZM60 256H59V257H60ZM96 256H97V255H96ZM103 256H105V255L103 254ZM115 256H116V255H115ZM157 256H158V254H157ZM212 256H213V254H212ZM226 256H227V255H226ZM226 256H225V257H226ZM241 256H242V255H241ZM257 256H258V255H257ZM5 257H6V256H5ZM5 257H4V258H5ZM64 257H65V256H64ZM66 257H67V256H66ZM68 257H69V255H68ZM92 257H93V256H92ZM92 257H91V258H92ZM101 257H102V256H101ZM108 257H110V256H108ZM158 257H159V256H158ZM168 257H169V256H168ZM179 257H178V258H179ZM223 257H224V256H223ZM231 257H232V256H231ZM255 257H256V256H255ZM39 258H40V257H39ZM55 258H56V257H55ZM55 258H54V259H55ZM62 258H63V257H62ZM221 258H222V256H221ZM228 258H229V257H228ZM5 259H8V258H5ZM34 259H35V258H34ZM37 259H38V258H37ZM52 259H53V258H52ZM57 259H58V256H57ZM72 259H73V258H72ZM92 259H93V258H92ZM124 259H125L128 263H133L134 260H135L133 257H131V256H127V254L124 255ZM224 259H225V258H224ZM249 259H250V257H249ZM254 259H255V258H254ZM254 259H253V260H254ZM256 259H257V258H256ZM2 260H4V259H2ZM11 260H13V259H11ZM44 260H45V259H44ZM60 260H61V258H60ZM65 260H66V259H65ZM121 260H122V258H121ZM143 260H144V259H143ZM172 260H173V259H172ZM172 260H171V261H172ZM210 260H211V258H210ZM253 260H252V261H253ZM33 261H34V260H33ZM66 261H67V260H66ZM66 261H65V262H66ZM92 261H93V260H92ZM94 261H95V260H94ZM156 261H157V260H156ZM158 261H159V260H158ZM181 261H182V259H181ZM201 261H202V259H201ZM254 261H255V260H254ZM1 262H2V261H1ZM45 262H46V261H45ZM95 262H96V261H95ZM169 262H170V261H169ZM213 262H214V260H213ZM218 262H220V261H218ZM4 263H6V262H4ZM42 263H43V260H42ZM58 263H59V262H58ZM66 263H67V262H66ZM70 263H71V262H70ZM128 263H127V264H128ZM252 263H253V262H252ZM252 263H251V264H252ZM7 264H8V262H7ZM35 264H36V263H35ZM38 264H40V263H38ZM56 264H57V263H56ZM62 264H63V263H62ZM73 264H74V263H73ZM87 264H88V263H87ZM143 264H159V263H155V262L152 261V260L145 259V260L143 261ZM160 264H170V263H168V262L165 261V263L163 262V263H160ZM183 264H184V263H183ZM221 264H222V263H221ZM254 264H255V262H254ZM261 264H262V263H261Z\"/></svg>", "mask_w": 264, "mask_h": 264}]
</instances>
